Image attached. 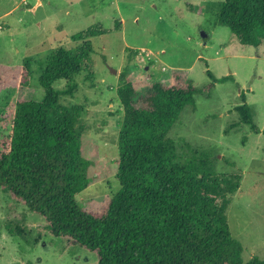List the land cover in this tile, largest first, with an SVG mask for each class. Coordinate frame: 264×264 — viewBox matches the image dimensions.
Masks as SVG:
<instances>
[{
	"label": "rangeland",
	"instance_id": "obj_1",
	"mask_svg": "<svg viewBox=\"0 0 264 264\" xmlns=\"http://www.w3.org/2000/svg\"><path fill=\"white\" fill-rule=\"evenodd\" d=\"M222 1L0 0V141L8 134L17 102L44 98L42 61L57 48H80L82 42L73 37L88 36L93 51L69 82L73 93L62 95L60 103L84 109L83 154L88 158L93 153L95 159L89 169L92 183L77 201L99 210L119 190L115 161L124 116L117 94L121 75L132 78L139 89L173 70L185 71L199 92L169 137L179 146L208 152L220 174L242 176L227 219L248 263L264 259V48L242 45L219 24L216 9L209 7ZM28 61L32 75L29 85L21 86ZM207 71L218 80L230 78L214 83ZM69 83L61 80L54 88L65 90ZM243 98L254 111L259 134L241 123L237 108ZM0 264L98 260L87 249L52 237L41 216L0 189Z\"/></svg>",
	"mask_w": 264,
	"mask_h": 264
},
{
	"label": "trees",
	"instance_id": "obj_2",
	"mask_svg": "<svg viewBox=\"0 0 264 264\" xmlns=\"http://www.w3.org/2000/svg\"><path fill=\"white\" fill-rule=\"evenodd\" d=\"M212 8L242 45L264 48V0H224ZM87 38L74 36L80 48H57L42 61V100L16 103L0 141V189L41 216L52 237L94 253L98 264H264L259 258L244 263L242 243L230 233L227 212L242 176L220 174L208 152L169 137L199 92L182 70L139 89L121 75L119 190L99 210L79 205L77 196L92 183L95 157L83 154V107L62 105L60 98L73 93L69 82L93 51ZM207 72L214 83L230 78L218 80ZM31 75L28 61L20 85L28 86ZM61 80L69 83L67 89L54 88ZM243 99L237 108L241 123L259 134L254 111Z\"/></svg>",
	"mask_w": 264,
	"mask_h": 264
},
{
	"label": "water",
	"instance_id": "obj_3",
	"mask_svg": "<svg viewBox=\"0 0 264 264\" xmlns=\"http://www.w3.org/2000/svg\"><path fill=\"white\" fill-rule=\"evenodd\" d=\"M203 37H205L206 38V35L205 34H203ZM115 72V71H114Z\"/></svg>",
	"mask_w": 264,
	"mask_h": 264
}]
</instances>
